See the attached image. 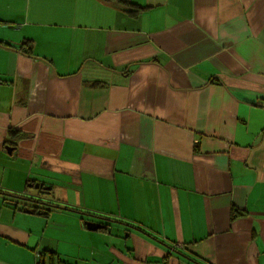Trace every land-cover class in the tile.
Here are the masks:
<instances>
[{"label": "crops", "instance_id": "obj_1", "mask_svg": "<svg viewBox=\"0 0 264 264\" xmlns=\"http://www.w3.org/2000/svg\"><path fill=\"white\" fill-rule=\"evenodd\" d=\"M122 1L0 0V264H264V0Z\"/></svg>", "mask_w": 264, "mask_h": 264}, {"label": "trees", "instance_id": "obj_2", "mask_svg": "<svg viewBox=\"0 0 264 264\" xmlns=\"http://www.w3.org/2000/svg\"><path fill=\"white\" fill-rule=\"evenodd\" d=\"M107 1H116L118 4H122V5L125 4V2H123L122 0H107ZM130 5L132 7H134V8H133V10H130L129 13L131 15L138 14V12L140 11V8L137 7V6H134L133 4H130ZM3 45L6 46V47H11V45H9L7 43L6 44H3ZM31 48H32V46H31L30 41L29 40H26V41L22 42V45L19 47V50L22 51L25 54H31ZM97 85H99V84L95 82L94 83V86H97ZM29 201L33 202V204L35 203L34 200H29ZM32 209H33L34 212H41L43 214H46L49 211V209L46 208V207L45 208L44 207L42 208V207L33 206ZM72 211L78 212L77 210H72ZM50 255H51V257L49 258L48 261H46L44 259H39L38 264H71V263H69L67 261H63V260L54 258L52 252L50 253Z\"/></svg>", "mask_w": 264, "mask_h": 264}, {"label": "water", "instance_id": "obj_3", "mask_svg": "<svg viewBox=\"0 0 264 264\" xmlns=\"http://www.w3.org/2000/svg\"><path fill=\"white\" fill-rule=\"evenodd\" d=\"M34 187L37 189L40 188L41 192H47V189L43 187L41 184H35ZM13 205L15 204L13 203ZM86 225L89 230H96L97 228L101 227L100 225L94 222H86Z\"/></svg>", "mask_w": 264, "mask_h": 264}]
</instances>
